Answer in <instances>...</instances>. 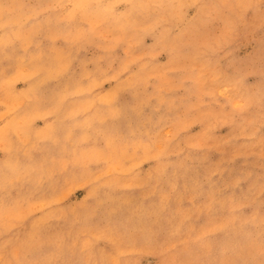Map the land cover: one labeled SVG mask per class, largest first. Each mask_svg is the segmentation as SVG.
I'll use <instances>...</instances> for the list:
<instances>
[{
	"label": "rangeland",
	"instance_id": "374dc122",
	"mask_svg": "<svg viewBox=\"0 0 264 264\" xmlns=\"http://www.w3.org/2000/svg\"><path fill=\"white\" fill-rule=\"evenodd\" d=\"M0 264H264V0H0Z\"/></svg>",
	"mask_w": 264,
	"mask_h": 264
}]
</instances>
